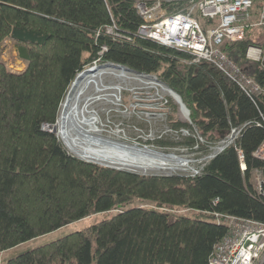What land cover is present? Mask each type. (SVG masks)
<instances>
[{
  "label": "trees",
  "instance_id": "trees-1",
  "mask_svg": "<svg viewBox=\"0 0 264 264\" xmlns=\"http://www.w3.org/2000/svg\"><path fill=\"white\" fill-rule=\"evenodd\" d=\"M141 23L133 0H0V48L10 39L26 62L15 72L0 59V253L114 212L4 264H210L228 231L225 216L264 223V196L250 182L252 170L264 174L254 155L264 140V95L248 94L212 63L138 36ZM254 43L264 46L247 30L222 49L243 67ZM97 63L156 74L181 95L207 144L234 128L241 133L194 176L84 161L44 126L57 122L77 75ZM249 73L264 85L262 65ZM185 144L210 149L196 138Z\"/></svg>",
  "mask_w": 264,
  "mask_h": 264
},
{
  "label": "built area",
  "instance_id": "built-area-1",
  "mask_svg": "<svg viewBox=\"0 0 264 264\" xmlns=\"http://www.w3.org/2000/svg\"><path fill=\"white\" fill-rule=\"evenodd\" d=\"M259 1V19L253 23L256 0H134L142 17L137 34L188 53L195 61L212 63L248 94L259 95L264 92V85L250 75L249 69L253 64L264 65V46L249 45L245 52L248 63L243 67L222 49L226 41L243 39L249 26H264V0ZM150 79L162 85L157 76ZM240 133V129H232L228 137L219 142L216 154L234 143ZM239 156L241 169L245 170L243 153ZM255 156L264 160V140ZM211 158L209 155L192 175L200 173ZM254 186L264 196V179L259 170L254 171ZM223 221L228 231L216 245L211 264H264V223L233 215L225 216Z\"/></svg>",
  "mask_w": 264,
  "mask_h": 264
},
{
  "label": "rangeland",
  "instance_id": "rangeland-1",
  "mask_svg": "<svg viewBox=\"0 0 264 264\" xmlns=\"http://www.w3.org/2000/svg\"><path fill=\"white\" fill-rule=\"evenodd\" d=\"M258 19L259 15L252 22L255 23ZM263 30L264 26H252L248 29V32L256 34ZM256 41L264 42V33H260ZM0 59L6 63L9 69L15 72L23 71L26 67V62L19 57L16 46L8 38H5L2 42ZM101 64L97 63L93 65ZM140 78L154 81L150 78ZM112 82V80H107L108 84ZM123 88L122 92L117 96L115 93L113 94L115 95L112 97L114 100L105 99L96 104L95 110L98 112L100 118L99 126L103 129L100 134L132 144L146 145L158 151L175 153L178 156L182 155L191 160L190 164L193 168L180 169L173 173L174 175L191 176L193 170L200 168L206 158L214 151V148H210L204 154L198 151V146L193 148L185 144L189 138L197 136L191 114L189 119L183 117L180 104L171 95L157 88L143 85L140 81L133 80L129 84H124ZM62 105L58 119L61 114ZM48 125L44 126L45 130L50 129ZM55 134L58 135L57 132ZM152 172L154 173L155 171H150L149 173ZM158 172L165 175V172L168 171ZM184 211L186 210L181 212ZM113 213L112 211L91 214L53 232L36 237L8 251L1 252L0 264H4L6 258L11 255L54 241L69 233L85 229L103 219L109 218Z\"/></svg>",
  "mask_w": 264,
  "mask_h": 264
},
{
  "label": "bare ground",
  "instance_id": "bare-ground-1",
  "mask_svg": "<svg viewBox=\"0 0 264 264\" xmlns=\"http://www.w3.org/2000/svg\"><path fill=\"white\" fill-rule=\"evenodd\" d=\"M251 27L252 26H249V28ZM147 75L151 77L157 76L156 74ZM140 77L150 78L110 65H93L79 73L66 95L60 117L55 125L59 139L71 154L75 153L85 158L119 164L121 166L127 165L141 171L175 172L180 169L193 168L190 164L191 160L182 155L178 156L173 153V159L161 158L154 155L144 157L142 154L133 151V149H122L99 140L100 137H103L105 139L116 140L117 142L124 143L128 146H134L131 145L132 143L102 136L100 132L103 129L99 126L100 118L98 112L95 110L96 104L100 101L105 99L114 100L112 99V97L115 96L113 94L115 93L116 96L120 94L124 89V84H129L131 81L136 80L150 88H157L158 90H162L164 93L169 94L164 88V82L159 78L158 79L162 85H159L158 82ZM107 80H112L113 82L108 84ZM256 81L261 84L258 80ZM260 95H264V92ZM179 106L180 109L183 110L181 105ZM182 116L189 119L184 110ZM190 123L192 122L190 121ZM197 136L194 137L201 143H205L209 148H214V151L217 147H220L219 142L221 140L216 143L207 144V140L198 132ZM225 148L226 147H224V149ZM241 171L245 173L246 169H241ZM250 182L251 184L253 182L252 176H250Z\"/></svg>",
  "mask_w": 264,
  "mask_h": 264
},
{
  "label": "water",
  "instance_id": "water-1",
  "mask_svg": "<svg viewBox=\"0 0 264 264\" xmlns=\"http://www.w3.org/2000/svg\"><path fill=\"white\" fill-rule=\"evenodd\" d=\"M105 65L118 67V68L130 71L132 73L140 74L141 76L151 77V76H149L147 74L140 73V72H138V71H136L134 69H131V68L126 67V66L121 65V64L105 63V64H101L99 66H105ZM83 71H85V70H83ZM164 85H165L164 86L165 90L176 100V102H178L181 105L182 109L187 113L188 117H190L191 111H190L189 107L187 106V104L184 102V100L181 97V95L179 93H177L174 89H172L169 85H167L165 83H164ZM55 125L56 124H49L48 125V126H50V129H49L50 132H53V133L56 132ZM99 140L101 142L109 143V144L114 145L115 147H119V148H122V149H124V148H127L128 150L133 149V151H136L137 153L142 154L144 157H148L149 155H151V156L154 155V156L161 157V158H166V159L167 158L168 159H173L174 158L173 157V153H166V152H163V151H158V150H156L154 148H151L149 146H146V145H139V144L136 143V144H131V145H134L132 147V146H128V145H126L124 143H119L116 140L105 139L103 137H100ZM215 153H217V152L215 151ZM72 155H74V156H76V157H78V158H80V159H82L84 161H87V162H92V163H96V164H100V165H103V166H107V167H111V168H115V169H120V170H128V171H132V172L143 174V175H147V174L162 175V174H164V173H161V172H158V171H155L154 173L153 172L149 173L150 171H141V170H138V169H136L134 167H129L127 165H125V166L122 165L121 166L119 164L101 162V161L93 160L91 158H85V157H83L81 155H78V154H75V153H73ZM165 175H174V173L173 172H165Z\"/></svg>",
  "mask_w": 264,
  "mask_h": 264
},
{
  "label": "crops",
  "instance_id": "crops-1",
  "mask_svg": "<svg viewBox=\"0 0 264 264\" xmlns=\"http://www.w3.org/2000/svg\"><path fill=\"white\" fill-rule=\"evenodd\" d=\"M256 16H258V14L255 15V17H256ZM260 33L262 34V33H264V31H262V32H261V31H260V32H257L256 34H254V33L251 34V33H250V34H251V37L253 38V40H255V42H257L256 40H257V38H259V34H260ZM258 43H263V44H264V42H258ZM157 77H158V76H157ZM182 111H183V110H182ZM210 155H212V158H213V157H215L217 154L215 153V151H213ZM254 155H255V153H254ZM212 158H211V159H212ZM243 163L245 164L244 161H243ZM241 164H242V163H241ZM245 166H246V164H245ZM255 170H259V171L261 172L262 178L264 179V174H263L262 170H260V169H254V170H252V171H251V176H252V178H253V182H252V186H253V188H255V186H254V171H255ZM255 190H256V189H255Z\"/></svg>",
  "mask_w": 264,
  "mask_h": 264
}]
</instances>
